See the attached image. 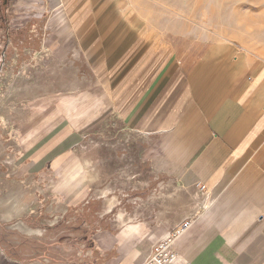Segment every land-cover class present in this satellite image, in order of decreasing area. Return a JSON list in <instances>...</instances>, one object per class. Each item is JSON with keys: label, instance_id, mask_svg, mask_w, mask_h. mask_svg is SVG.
Masks as SVG:
<instances>
[{"label": "crops", "instance_id": "0c3cea01", "mask_svg": "<svg viewBox=\"0 0 264 264\" xmlns=\"http://www.w3.org/2000/svg\"><path fill=\"white\" fill-rule=\"evenodd\" d=\"M82 4L73 19L74 48L96 78L97 107L145 141L139 163L147 172L202 201L183 221L176 252L191 264H264V62L233 42L195 49L193 40L180 48L177 40L147 36L146 26L137 24L129 38L122 34L106 45L96 29L107 23L97 28ZM73 133L69 126L39 138L23 152L27 170L42 169L52 157L47 167L63 174L74 155L70 146L80 141ZM61 192L54 199L65 206ZM35 204L25 198L22 215L33 216ZM117 207L104 214L108 222L98 225L90 258L81 264H142L155 243L182 223L172 216L158 222L150 207L114 213Z\"/></svg>", "mask_w": 264, "mask_h": 264}, {"label": "rangeland", "instance_id": "374dc122", "mask_svg": "<svg viewBox=\"0 0 264 264\" xmlns=\"http://www.w3.org/2000/svg\"><path fill=\"white\" fill-rule=\"evenodd\" d=\"M74 1L0 0V264H81L90 258L98 225L108 222L100 191L108 188L111 198L117 197L114 213L144 209L145 203L153 214L161 208L154 205V195L172 191L167 179L150 174L139 163L145 141L97 107L96 78L74 48L76 4L87 6L97 28L101 21L107 23L96 29L102 32L99 42L106 45L122 34L129 38L130 28L138 25L146 26L147 36L177 40L180 48H188L193 40L195 49L233 42L264 62V0ZM75 83L79 86L74 94L70 86ZM69 126L80 141L70 146L75 147L74 155L62 166L63 174L47 167L52 157L42 169L27 170L29 156L23 152L39 138ZM83 159L92 162L95 180L88 183L80 177L79 185L73 181ZM71 185L79 186L77 195L69 196ZM60 190L65 206L54 199ZM20 196L22 201L35 199V214L23 216L28 205H22L19 215L4 219ZM188 201L183 193L184 205ZM182 206L173 205L170 216L177 217L175 223ZM19 221L42 230V235L21 233L15 228Z\"/></svg>", "mask_w": 264, "mask_h": 264}, {"label": "bare ground", "instance_id": "6f19581e", "mask_svg": "<svg viewBox=\"0 0 264 264\" xmlns=\"http://www.w3.org/2000/svg\"><path fill=\"white\" fill-rule=\"evenodd\" d=\"M65 52V51H64ZM61 54V53H60ZM65 54V53H63ZM62 54V55H63ZM62 58V57H61ZM72 82V81H70ZM78 84L75 83L73 84V86L71 85V93H74V90H78ZM70 90V88H69ZM75 94V93H74ZM74 94H73V97H74ZM70 104L71 105H75V100L71 99L70 97ZM95 109V107H94ZM70 119L76 123L77 120L74 119V116L70 115ZM94 164V163H93ZM92 169H93V165H92V162L89 160V159H83L82 160V164L79 165V169H78V173L74 176V181H77L79 182V178H83L82 180L83 181H87L88 180V183H92L94 180H95V176L93 175L92 173ZM86 174V175H84ZM66 175H64L65 177ZM67 179V178H66ZM81 180V181H82ZM66 181V180H65ZM81 181L78 183L80 185ZM79 187V186H78ZM77 186L75 187L74 185H71L69 188H68V194L69 195H77L78 193H76V189L78 188ZM180 189V188H179ZM178 188H176V186H172V191H168V193L164 194L165 192L163 193H160V195H154V198H153V203L154 205H157V206H160V211L159 213H157V220L158 222H160V220H163L164 222H167V219L170 217V214H171V211H173V205L174 204H181L183 205L182 206V215L180 216V220H179V223L183 222L184 220H187L188 218H190L191 215H193L198 209H200V206L202 204V201L201 199L199 198V196L197 195H189V201L190 203H188L187 205H184V202H182V196H183V192L181 190H179ZM185 192V191H184ZM196 194V193H195ZM99 195L101 196V198H104L106 200V212L107 213H110V212H113L116 205H117V197L114 196L113 198H111V190L110 189H104L102 191L99 192ZM160 196V197H158ZM22 199H21V196L13 203V205L8 208L10 211H8V214H6L4 216V219H9V218H12V212H18L17 215H19V211L18 209H20L22 207V203H21ZM152 201V200H151ZM5 203V202H4ZM206 204V203H205ZM5 205V204H4ZM143 205L145 207H147V205L145 203H143ZM203 206V205H202ZM201 206V207H202ZM205 206V205H204ZM153 207V206H152ZM156 207V206H155ZM23 208V207H22ZM151 208V207H150ZM157 208V207H156ZM155 208V209H156ZM176 208V207H175ZM157 210V209H156ZM152 211V210H151ZM181 211V210H180ZM7 213V211H5ZM141 213V212H140ZM125 214V212H124ZM175 214V213H174ZM123 213H120V219L123 218ZM175 216H177L175 214ZM138 217V216H137ZM134 218V217H133ZM125 220V219H124ZM135 220V218H134ZM128 221V219H127ZM129 221H132V219H129ZM123 222V221H122ZM121 222V223H122ZM123 224V223H122ZM121 224V225H122ZM15 228L20 231L21 233H24L28 236H32V235H42V230H34V229H31L30 227H27L22 221H19L16 225H15Z\"/></svg>", "mask_w": 264, "mask_h": 264}, {"label": "built area", "instance_id": "2783aa9c", "mask_svg": "<svg viewBox=\"0 0 264 264\" xmlns=\"http://www.w3.org/2000/svg\"><path fill=\"white\" fill-rule=\"evenodd\" d=\"M185 222L174 227L167 237L155 243L150 255L142 264H191L181 257L175 250V242L180 238L185 230Z\"/></svg>", "mask_w": 264, "mask_h": 264}]
</instances>
